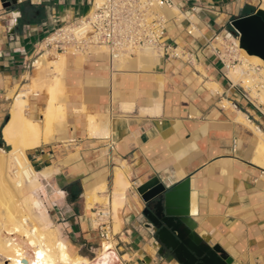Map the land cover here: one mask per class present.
I'll list each match as a JSON object with an SVG mask.
<instances>
[{"label":"crops","instance_id":"1","mask_svg":"<svg viewBox=\"0 0 264 264\" xmlns=\"http://www.w3.org/2000/svg\"><path fill=\"white\" fill-rule=\"evenodd\" d=\"M173 2L161 11L181 57L142 49L116 60L94 46L34 48L63 21L84 15L91 0L0 3V133L20 92L27 93V117L42 130L47 107L62 111L49 140L26 156L47 216L73 253L90 259L99 248L94 209L103 205L96 199L112 203L121 174L124 200L116 224L110 219L109 242L123 264H178L158 254L145 227L138 187L147 182L167 189L185 183L183 207L194 230L230 264H264V166L256 161L262 158L255 128L264 136V110L228 77L225 64L229 37L237 38L231 20L256 6Z\"/></svg>","mask_w":264,"mask_h":264},{"label":"bare ground","instance_id":"2","mask_svg":"<svg viewBox=\"0 0 264 264\" xmlns=\"http://www.w3.org/2000/svg\"><path fill=\"white\" fill-rule=\"evenodd\" d=\"M262 2L264 4V0ZM143 50L149 52L153 49L146 47ZM244 54L245 58L253 59L260 65L257 70L264 82L262 59L249 56L246 52ZM235 72L240 73V68L235 67L234 71L229 73L231 79L236 78ZM23 102L20 94L14 97L9 117L1 129L5 142L15 144L8 154L0 151V214H3L0 220V264H17V261L19 264H123L109 241H104L100 246L101 250L89 259L71 252L67 243L57 237L54 229H38L33 225L27 207L31 195L26 186L35 184L37 177L29 164L26 150L39 146L42 140L39 137V125L24 116ZM244 123L251 126L247 119ZM258 135L260 137L258 150L261 156L264 155V136L260 130ZM16 136L19 137L17 142L14 141ZM262 173L264 174V170ZM116 181L120 189L119 197L114 200V212L117 216L124 189L121 174L117 175ZM37 253L43 255L38 256Z\"/></svg>","mask_w":264,"mask_h":264},{"label":"built area","instance_id":"3","mask_svg":"<svg viewBox=\"0 0 264 264\" xmlns=\"http://www.w3.org/2000/svg\"><path fill=\"white\" fill-rule=\"evenodd\" d=\"M174 0H91L82 16L65 20L43 35L36 51H81L103 47L111 60L130 57L149 47L166 56L181 57L176 44L166 36V19L159 8L173 6ZM227 66V65H226ZM264 181V174L261 173ZM101 245L109 241L110 209H94ZM111 236V235H110Z\"/></svg>","mask_w":264,"mask_h":264},{"label":"water","instance_id":"4","mask_svg":"<svg viewBox=\"0 0 264 264\" xmlns=\"http://www.w3.org/2000/svg\"><path fill=\"white\" fill-rule=\"evenodd\" d=\"M0 3L4 8H10L16 5L17 0H0ZM230 24L238 38V47L264 61V43H244L246 33L264 29V9L259 7L252 13L233 18ZM0 147L10 149L9 145L1 142ZM184 189L185 183L170 189L158 182H147L138 187L143 201L141 215L158 254L175 259L178 264H230V258L208 244L204 233L194 230L196 224L183 207Z\"/></svg>","mask_w":264,"mask_h":264},{"label":"rangeland","instance_id":"5","mask_svg":"<svg viewBox=\"0 0 264 264\" xmlns=\"http://www.w3.org/2000/svg\"><path fill=\"white\" fill-rule=\"evenodd\" d=\"M252 2L256 6V8L260 7V8L264 9V4H263L262 0H252ZM229 38H230V40H232L234 42V46H233V42L227 43V45H226L227 51H226L225 64L227 65L226 66L227 75L230 78L229 73L234 71L235 67H239L241 72L240 73L235 72L236 78L235 79L230 78V79L236 85H239L241 88H243L244 91L247 94H249V97L253 100V102H255V104L259 105V107L262 110H264V97H263L264 96V82L261 80V76L257 70V68L260 65H258V63L256 64V62H254L253 59L245 58L246 57L244 54L245 52L238 47V43H236L238 39L235 36H234V39L231 36ZM262 62L264 63L263 60H262ZM21 93L23 95H25L24 99H23V101H24L23 102L24 103L23 113H24V116L26 118H28L26 115V111L28 109V107H27L28 102L26 100L27 93L26 92H20L19 94H20L21 98H23V95ZM51 96H52V94L50 95V101L52 102V104H54L56 99L53 96L52 97ZM260 99H262V100H260ZM47 108L48 109L46 112V116L44 117L45 118V125H44L43 130H42L39 122H37L31 118H28L29 120L35 121L39 125V127H40V136L39 137L42 140L41 142H47L49 140V138H50L49 134H52L51 130H52V132H54V123L53 122L57 123L62 118V115H63L62 111H58L54 105H51ZM239 114L241 116H243L241 113H239ZM52 123H53V126H52ZM249 127L254 128L252 124ZM255 128L258 131L257 132V134H258L259 129L257 127H255ZM18 138L19 137L16 136L14 141L17 142ZM0 139L2 140L3 144L10 146L9 150H4L3 147H0V151L3 152L4 154H8L11 150V147L15 143L11 144V143L5 142V140L2 137V132L0 133ZM261 158H262V160L256 159V161L262 163L264 166V155H261ZM29 164L31 165L30 161H29ZM31 167H32V165H31ZM262 170H264V169H262ZM35 173H36V171H35ZM36 177H37V173H36ZM26 188H27L28 193L31 195V200L29 201L27 207H28L29 215L32 218L33 225L38 227V229L39 228L40 229L41 228L42 229H47V228L48 229H54L57 237L62 239L64 242H66L64 240V236L60 233V231H58V228H56L55 223L54 222L52 223L47 216L46 210H45L44 205H43L42 196L40 195V189H39L40 185H39L38 179H37V182L35 184H28L26 186ZM119 193H120V189L118 187L114 191V198L112 200V203H109L110 216L113 218L115 224H116L117 216L115 215V212H114V200L119 197ZM123 200H124V194H123V199L121 200L122 202H121L120 206L122 205ZM96 201L103 206H108V204H107L108 200H107L106 196H103L101 198H97ZM0 215H2V216H0V220H2L3 214H0ZM94 216H95V214H94ZM114 230H116V229H114ZM109 238L111 239L110 235H109ZM100 246H101V244H99V248H100ZM99 248H96L95 252L92 253V256L90 258H93L96 255V253H98L101 250V248H100V250H98ZM0 263H1V257H0Z\"/></svg>","mask_w":264,"mask_h":264},{"label":"snow or ice","instance_id":"6","mask_svg":"<svg viewBox=\"0 0 264 264\" xmlns=\"http://www.w3.org/2000/svg\"><path fill=\"white\" fill-rule=\"evenodd\" d=\"M244 43L247 45H254L256 43H264V29L259 32H248L245 35ZM19 255V253H18ZM38 256H42L43 253H37ZM19 264V261H17Z\"/></svg>","mask_w":264,"mask_h":264},{"label":"trees","instance_id":"7","mask_svg":"<svg viewBox=\"0 0 264 264\" xmlns=\"http://www.w3.org/2000/svg\"><path fill=\"white\" fill-rule=\"evenodd\" d=\"M0 142L2 143V140L0 139ZM77 193V189H75V191H74V195Z\"/></svg>","mask_w":264,"mask_h":264}]
</instances>
